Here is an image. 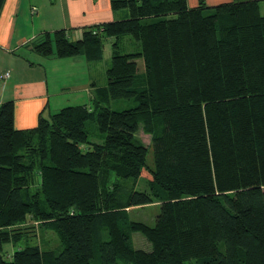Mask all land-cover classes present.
<instances>
[{
  "label": "trees",
  "instance_id": "obj_1",
  "mask_svg": "<svg viewBox=\"0 0 264 264\" xmlns=\"http://www.w3.org/2000/svg\"><path fill=\"white\" fill-rule=\"evenodd\" d=\"M260 2L112 0L126 19L77 40L55 31L33 46L93 63L110 41L112 56L92 108L67 107L17 130L15 103L1 104L0 264H264ZM126 38L136 52L124 53ZM131 99L132 109L107 106ZM140 179L147 191L137 190ZM155 203L154 226L131 219L133 208ZM36 224L59 246L27 245L6 258L4 246L28 241ZM136 233L150 252L135 248Z\"/></svg>",
  "mask_w": 264,
  "mask_h": 264
},
{
  "label": "crops",
  "instance_id": "obj_2",
  "mask_svg": "<svg viewBox=\"0 0 264 264\" xmlns=\"http://www.w3.org/2000/svg\"><path fill=\"white\" fill-rule=\"evenodd\" d=\"M111 1L5 0L0 14V76L8 71L11 77L0 81V106L15 103L17 130L33 129L40 116L48 119L67 107L92 108L107 86L105 79L97 82L96 63L84 56L46 57L33 46L55 31L67 30L72 39H79L84 29L126 19L125 11L112 10ZM200 1L213 7L236 0H188V5L194 8ZM258 1L263 16L264 2Z\"/></svg>",
  "mask_w": 264,
  "mask_h": 264
},
{
  "label": "rangeland",
  "instance_id": "obj_3",
  "mask_svg": "<svg viewBox=\"0 0 264 264\" xmlns=\"http://www.w3.org/2000/svg\"><path fill=\"white\" fill-rule=\"evenodd\" d=\"M128 15V14H127ZM264 16V15H263ZM45 39V38H44ZM72 40H77V38H73ZM111 42L108 41L105 43V48H104V59L101 62H93L96 63L95 66L93 67L95 69V76L97 82L101 83L104 79L106 80V70L110 66L111 62V56H112V46ZM123 50L124 53H132L136 52V46L134 41H130L129 38H126L123 43ZM138 66H139V71L143 72V61L139 60L138 61ZM10 74L11 73L8 71L3 72L2 74ZM103 73V74H102ZM4 82V81H3ZM108 108L115 110V111H123V110H128L135 108L137 106V102L133 99L131 100H116V101H110V103L107 105ZM90 132H95L96 127L95 126H90ZM138 138L141 140V142L146 146H150L151 144V137L148 135H145L143 132H140L138 134ZM91 142L93 144H101V139L93 134ZM148 164L150 166L153 165V157L152 154L150 153L148 155ZM137 190L144 192L148 190L147 183L144 179H140L137 185ZM160 212V204H151L148 206H143L139 208H133L130 211V217L133 221L136 222H142L145 223L148 226H154L156 223V218ZM27 226H32V224H28ZM38 225L36 224L34 229H28V241L26 242H21L18 246L14 247L13 245L9 244L4 246V255L6 258H10L14 251L18 248H23L27 245L30 246H38L42 250H54L59 246V239L56 236V234L53 231H46L43 230L41 227H37ZM133 241H134V246L136 249L144 250L147 252H150L152 250V246L145 237L140 234L136 233L133 236ZM185 264H199L196 260L188 261Z\"/></svg>",
  "mask_w": 264,
  "mask_h": 264
},
{
  "label": "built area",
  "instance_id": "obj_4",
  "mask_svg": "<svg viewBox=\"0 0 264 264\" xmlns=\"http://www.w3.org/2000/svg\"><path fill=\"white\" fill-rule=\"evenodd\" d=\"M10 79V74L8 73V74H2L1 76H0V81L1 82H6V81H8Z\"/></svg>",
  "mask_w": 264,
  "mask_h": 264
}]
</instances>
